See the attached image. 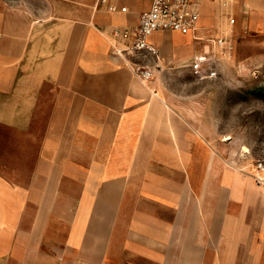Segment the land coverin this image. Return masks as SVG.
<instances>
[{
  "label": "crops",
  "instance_id": "crops-1",
  "mask_svg": "<svg viewBox=\"0 0 264 264\" xmlns=\"http://www.w3.org/2000/svg\"><path fill=\"white\" fill-rule=\"evenodd\" d=\"M43 2L51 8H60L56 20L40 15L30 18L19 6L0 0V101H12L21 113L26 103L20 101H36L42 85L56 83V101H72L68 107L79 128L66 133L61 127L58 134L61 147L57 151L52 149L51 154L124 157L119 165L111 162L100 165L107 170L111 167L115 172L119 170L128 188L133 182L134 157H176L169 175L163 172L164 160L157 161L156 177L161 187L153 197L157 205L172 211V224L157 221L162 230L166 226L170 229L169 240H162L172 243L174 252L179 253L178 262L180 253L188 252V263L263 264L264 184L227 167L211 173L216 177L214 180L203 178L200 187L198 183L195 185L196 178L187 160L196 155L194 144L186 140V136L192 137L179 130L174 111L160 99L151 82L143 84L111 54L112 30L134 29L152 0H110L117 6L116 12H109L98 0H72L71 4L69 0ZM205 5L216 25L221 22L229 26L228 33L236 32L243 39L264 44V0H238L226 8L214 0H203L200 28L196 32L201 39L166 31L154 33L150 41L161 53H169L174 62L210 51L212 42L205 47L202 42L205 37L200 35L209 19ZM122 8L126 11H121ZM232 17L234 24L230 22ZM156 34L181 42L159 44ZM1 111L0 103V122L5 124H16L24 118L22 113L20 117L8 116ZM155 124L153 132L150 126ZM70 139L72 147L67 146ZM96 166L94 163L88 170L94 173ZM46 168L52 172L53 163L45 165ZM149 172L153 171H148L147 176ZM51 175L37 176L36 163L28 188L0 176V264H44L36 261L38 252L43 251L46 229L38 231V214L28 227L27 205L34 204L41 212V203L47 202ZM38 181L43 182L44 189ZM146 184L149 186V181ZM38 193L42 196L39 201ZM136 218L144 222L140 215ZM131 237L148 247L150 241L165 245L150 238L142 227L133 230ZM201 253L204 257L199 259Z\"/></svg>",
  "mask_w": 264,
  "mask_h": 264
},
{
  "label": "rangeland",
  "instance_id": "rangeland-1",
  "mask_svg": "<svg viewBox=\"0 0 264 264\" xmlns=\"http://www.w3.org/2000/svg\"><path fill=\"white\" fill-rule=\"evenodd\" d=\"M5 2L10 6H19L30 18L40 15L54 21L60 16V8H51L43 0ZM208 8L209 19L204 23V30L200 31V35L205 37L202 41L204 46L211 43L210 38L219 36L231 37L235 44L231 56L220 58L217 77H198L191 72L192 59L174 62L169 53L160 51V61L152 63L154 75L150 86L174 111L179 130L192 137L186 136V140L192 146L194 144L196 155L187 160L196 178L195 185L198 183L200 187L203 178L214 180L216 177H212L211 173L227 167L264 184V44L243 39L236 32L228 33L229 26L221 22L216 25ZM155 38L159 44L181 42L162 34H156ZM57 88L56 83L42 85L36 101H20L26 103L21 112L24 118L20 122H0V176L21 188H28L36 163L37 176L52 174L47 187V202L41 203V212L34 204L27 205L28 227L34 215L38 214V231L46 229V241L43 251L38 252L36 263L220 264L188 263V252L180 253L179 263V253L174 252L172 243L167 244L170 229L166 226L162 230L157 220L172 224L173 214L170 208L157 205L153 197L161 187L157 182L156 164L163 158L158 159L154 155L134 157L133 182L128 188L119 170L115 172L113 167L107 170L100 165H108L109 162L119 165L124 162V157L51 154L52 149L57 151L61 147L58 136L61 127L66 133L79 128L75 115L68 107L72 101H56ZM52 98L54 101H50ZM0 103L3 115H21L12 101ZM150 128L154 132L157 125ZM72 145L70 139L67 146ZM175 159H163L165 175L173 171ZM50 162L53 163L52 172L49 168L45 169ZM94 163L98 166L93 173L88 168ZM148 171L153 172L147 176ZM39 183L44 189L43 182ZM165 185L168 186V183L165 182ZM41 198L38 193L37 201ZM137 209H141L142 214L136 212ZM138 215L144 222L136 218ZM140 227L148 231L150 238L163 241L165 245L150 241L148 247L138 238H132L133 230ZM203 257V253L198 256L199 259Z\"/></svg>",
  "mask_w": 264,
  "mask_h": 264
},
{
  "label": "built area",
  "instance_id": "built-area-1",
  "mask_svg": "<svg viewBox=\"0 0 264 264\" xmlns=\"http://www.w3.org/2000/svg\"><path fill=\"white\" fill-rule=\"evenodd\" d=\"M226 8L238 0H214ZM109 12L118 11L110 0H98ZM203 0H152L151 6L139 18L134 29L116 27L112 30L111 54L121 60L143 84H148L153 75L152 63L158 64L160 50L150 41L157 32H176L182 35H196L202 18ZM121 11H126L122 8ZM232 24L235 18H230ZM212 49L195 56L190 62L191 72L201 78L217 77L221 66L220 58L231 56L235 49L231 37L211 38Z\"/></svg>",
  "mask_w": 264,
  "mask_h": 264
}]
</instances>
